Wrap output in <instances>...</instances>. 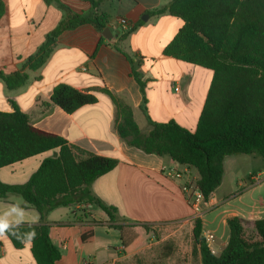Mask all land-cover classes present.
Instances as JSON below:
<instances>
[{
    "label": "crops",
    "instance_id": "crops-1",
    "mask_svg": "<svg viewBox=\"0 0 264 264\" xmlns=\"http://www.w3.org/2000/svg\"><path fill=\"white\" fill-rule=\"evenodd\" d=\"M95 1L99 3L95 13L108 17L107 28L112 37L105 38L92 24L65 31L48 61L37 71H31L26 67L27 61L37 55L47 36L63 20V10L59 3L48 4L44 0H2L5 14L0 20V71L7 75L26 73L29 79L25 86L12 91L0 80V111L14 113L18 107L29 116L34 127L56 134L83 151L117 160V167L90 188L92 195L106 205L116 207L119 212L122 209L138 211L148 205L172 207L179 213L176 219L191 215L192 209L182 192L185 180H172L168 173L190 170L198 180L197 171L167 156L146 154L123 142L117 132L115 105L102 91L111 92L133 109L143 134L152 131L148 117L155 123L175 121L194 132L205 106L213 71L164 56L165 47L183 26L181 19L165 14L142 20L149 11L173 0ZM62 3L76 14L93 12L89 0H62ZM120 18L127 19L132 26L139 21L144 23L120 40L126 32L118 23ZM133 71L146 84L147 114L141 108L144 95ZM59 84L92 94L98 101L67 114L51 102ZM173 89L176 94L171 93ZM57 152L53 150L2 168L0 180L11 185L25 184L42 162ZM239 156L225 159L223 182L207 203L212 209H218L241 200L238 213L226 216L224 221L227 224L228 219L238 217L254 228V222L264 218V181L256 183L251 195L237 192L235 196L238 197L232 201L229 199L234 194L219 193ZM262 173L253 176V181L256 182ZM119 219L129 220L126 216ZM40 220L37 210L23 198L10 196L0 200V264H37L32 243L26 242L22 248H16L4 228L40 225ZM146 221L151 220L138 222ZM90 223H95V241L83 244L79 228ZM45 225L50 226V238L61 253L57 264H96L101 253L123 246V231L127 228L117 229L124 224L111 222L97 205L85 204L55 209L47 216ZM203 228L206 229L205 219Z\"/></svg>",
    "mask_w": 264,
    "mask_h": 264
},
{
    "label": "trees",
    "instance_id": "trees-1",
    "mask_svg": "<svg viewBox=\"0 0 264 264\" xmlns=\"http://www.w3.org/2000/svg\"><path fill=\"white\" fill-rule=\"evenodd\" d=\"M44 1L59 3L65 17L47 36L37 55L27 61L26 67L31 71L48 61L63 32L92 24L103 33L109 23L106 15L95 13L99 6L95 0H89L91 14H76L62 0ZM4 14L5 6L0 0V20ZM147 14H169L183 21L178 34L165 47L164 56L213 71L196 130L191 132L175 121L155 123L147 115L152 131L143 134L133 109L111 92H102L115 105L121 140L146 154L167 156L179 165L194 168L199 176L197 188L208 202L223 182L227 157L256 155L264 160V0H173ZM143 23L139 21L122 33L120 40ZM133 76L144 95L141 108L147 114L146 84L136 71ZM28 79L26 73L7 75L0 71V80L11 91L25 86ZM97 101L94 95L65 84L56 86L51 96V102L67 114ZM53 150L58 152L46 158L27 183L11 185L0 180V200L21 197L40 214V225L4 228L16 248L32 243L37 264H57L61 259L50 238V226L45 225L55 209L72 204L97 205L111 222H118L117 208L106 205L90 190L96 180L117 167V160L83 151L56 134L34 127L18 107L14 113L0 111V169ZM244 223L238 217L227 220L228 244L220 255H215L201 238L203 222L197 221L194 253H199L201 263L264 264V218L254 222L255 240L246 238ZM94 227L95 223L80 226L83 244L95 241ZM124 239L123 231V246L127 249Z\"/></svg>",
    "mask_w": 264,
    "mask_h": 264
},
{
    "label": "rangeland",
    "instance_id": "rangeland-1",
    "mask_svg": "<svg viewBox=\"0 0 264 264\" xmlns=\"http://www.w3.org/2000/svg\"><path fill=\"white\" fill-rule=\"evenodd\" d=\"M63 13L65 17V12ZM171 93L176 94L174 89ZM237 159L238 161L234 163L233 169H230L229 176L225 179V184L219 190L220 194H234L229 201L238 197V195L235 196L237 192L241 194L249 192L248 195H251L255 192L253 188L257 186L256 183L264 181L262 158L256 155H241ZM261 172H263L262 175L254 182L252 177H257ZM240 182L242 186H239ZM240 201L218 209L207 206L205 215L194 219L193 214L176 219L179 213L172 207L161 208L148 205L146 209L138 211L122 209L118 211V216H126L129 220H120L119 217L117 220L124 224L123 227H127L124 229V240L129 248L125 249L122 246L119 249L113 248L109 252L101 253L96 264H202L199 253L198 255L194 253V229L197 221L203 222L205 219L206 229H202L201 238L203 239V231L212 233L215 241L211 247L216 255H220L229 237V228L224 219L226 216L238 213ZM140 220L151 221L138 222ZM244 227L246 238L255 240L256 234L252 225L245 222Z\"/></svg>",
    "mask_w": 264,
    "mask_h": 264
},
{
    "label": "built area",
    "instance_id": "built-area-1",
    "mask_svg": "<svg viewBox=\"0 0 264 264\" xmlns=\"http://www.w3.org/2000/svg\"><path fill=\"white\" fill-rule=\"evenodd\" d=\"M118 23L125 31H128L133 27L132 24L125 18H120ZM168 177L172 180H185L182 185V192L192 209V217L193 219L202 218L205 215L208 203L205 201L203 194L197 188L195 175L190 170L171 171L168 173ZM203 239L212 253L215 254V251L211 247L215 241V236L208 231H203Z\"/></svg>",
    "mask_w": 264,
    "mask_h": 264
},
{
    "label": "water",
    "instance_id": "water-1",
    "mask_svg": "<svg viewBox=\"0 0 264 264\" xmlns=\"http://www.w3.org/2000/svg\"><path fill=\"white\" fill-rule=\"evenodd\" d=\"M148 18H149V15H146L145 17H143L142 20H143V21H147ZM102 35H103L105 38H109V39L112 37L109 28H106V29L103 31Z\"/></svg>",
    "mask_w": 264,
    "mask_h": 264
}]
</instances>
